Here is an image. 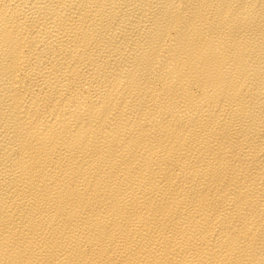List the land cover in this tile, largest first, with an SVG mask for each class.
I'll list each match as a JSON object with an SVG mask.
<instances>
[{
	"label": "bare ground",
	"instance_id": "6f19581e",
	"mask_svg": "<svg viewBox=\"0 0 264 264\" xmlns=\"http://www.w3.org/2000/svg\"><path fill=\"white\" fill-rule=\"evenodd\" d=\"M0 264H264V0H0Z\"/></svg>",
	"mask_w": 264,
	"mask_h": 264
}]
</instances>
